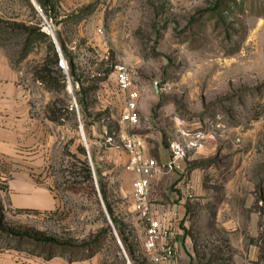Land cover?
<instances>
[{
	"label": "rangeland",
	"instance_id": "rangeland-1",
	"mask_svg": "<svg viewBox=\"0 0 264 264\" xmlns=\"http://www.w3.org/2000/svg\"><path fill=\"white\" fill-rule=\"evenodd\" d=\"M85 10L92 13L90 32L62 30L76 80L60 67L39 81L50 46L57 51L48 24L28 0H0V52L29 87L41 86L31 90V102L51 135L40 142L42 176L60 201L51 211L0 208V251L64 252L62 258L90 252L88 264H132L100 179L138 264H154L143 246L146 222L124 178L129 157L121 136L152 130L158 136L142 137L153 157L166 160L161 164L171 158V140L189 146L182 171L151 184L155 214L173 237L182 234L185 262L264 264V0H93ZM38 23L41 31L30 34ZM118 64L129 68L149 108L134 128L120 122ZM41 237L71 246L35 240Z\"/></svg>",
	"mask_w": 264,
	"mask_h": 264
},
{
	"label": "crops",
	"instance_id": "crops-1",
	"mask_svg": "<svg viewBox=\"0 0 264 264\" xmlns=\"http://www.w3.org/2000/svg\"><path fill=\"white\" fill-rule=\"evenodd\" d=\"M40 1L35 0V4L33 0H30L36 12L48 24L58 44V35L62 36L64 42L67 43L62 30L84 27L90 32L93 28L92 13L87 12L86 15L85 10L87 5L90 7L93 0ZM43 4L47 14L43 10ZM95 13H98V10ZM43 31L49 33L45 29ZM50 35L52 37L51 33ZM40 87L39 84L29 87L25 78H22L21 73L15 69L10 59L0 52V184L4 185L0 186V207L2 210L6 208L5 205L21 210L36 206L47 211L60 206V201L51 188L44 183L42 176L44 164L43 148L40 142L43 140L42 136L51 135L43 132L42 128L44 127L41 126L44 125L39 116L35 114L39 106L33 108V102H31V98L34 97L31 95V90ZM141 115L149 117V108L142 96L139 101L140 118ZM47 119L44 118V122H47ZM151 131L142 136H158ZM202 137L204 138V136ZM145 150L147 155L152 156L154 154L146 140ZM161 156L157 158L158 161H166ZM124 178L129 181V187H132V173L127 170L124 173ZM196 181L198 183L197 179ZM132 201L134 204V200ZM173 243L176 249L173 263L187 264L181 232H176ZM12 253L16 255L15 260L11 258ZM23 254H25L23 251L12 248L2 249L0 251V264H44L45 262L51 264H88L86 261L71 262L62 257L45 260L37 255L25 254V256ZM8 256H10L9 260H7Z\"/></svg>",
	"mask_w": 264,
	"mask_h": 264
},
{
	"label": "built area",
	"instance_id": "built-area-1",
	"mask_svg": "<svg viewBox=\"0 0 264 264\" xmlns=\"http://www.w3.org/2000/svg\"><path fill=\"white\" fill-rule=\"evenodd\" d=\"M51 34H53L52 31ZM61 52H58L59 65L64 70H68L67 62ZM115 71L117 87L124 99L120 122L134 128L140 123L139 101L142 94L134 82L131 71L125 64L116 65ZM80 127H82L81 122ZM121 136L123 147L129 157L126 170L133 175L134 208L140 218L146 222L144 249L150 254V259L154 264H174L176 253L173 243L174 231L169 229L155 214L151 201V184L153 179L158 176L169 174L175 170L182 171L181 162L187 157L189 146L179 140H171L169 143L171 158L168 162L161 164L155 157L146 154L145 140L142 135L124 133ZM196 139H200V136H197ZM190 146H196V144L192 142Z\"/></svg>",
	"mask_w": 264,
	"mask_h": 264
},
{
	"label": "trees",
	"instance_id": "trees-1",
	"mask_svg": "<svg viewBox=\"0 0 264 264\" xmlns=\"http://www.w3.org/2000/svg\"><path fill=\"white\" fill-rule=\"evenodd\" d=\"M38 1L41 2L40 0H38ZM28 2L31 5L30 0H28ZM42 7H43V10L45 11V13L47 14L46 10L44 9V4L42 5ZM32 8L35 10V8L33 6H32ZM37 27L38 28L30 29L29 33L34 34V33H36V31H41L40 23L37 24ZM58 42H59L62 54H63V56L67 62V67L69 69V76L71 77V79L73 81H75L76 80V69H75V66L73 64L72 59L68 55L67 44L63 40H61L59 37H58ZM50 52H51V57L48 60H45V66L41 69V72L36 77V79L39 81L50 80L54 68L56 69V71L58 73H62V69L60 68L61 66L59 65L60 56H59V53L55 50V47L53 45L50 46ZM84 169H85L86 179L91 180L92 179V170H91V167L86 162H84ZM96 172H97V176H98V171H96ZM98 183H99L101 194L103 196V200L105 202L107 213H108V215H110L111 220H112L115 228L117 229L118 236H119L120 241L123 245V249H124L125 253L127 254L128 259L131 261V263L132 264H138L135 246L132 244L129 237L125 234V231L123 230V227L121 226V224H119L117 219L114 217L113 209H112L111 205L106 200V195L104 194V190H103V184H102L100 179L98 180ZM2 222H3V215H0V228H2ZM106 231H108V232L111 231L108 226L106 227ZM19 236L25 237V235H19ZM33 239H35V238H33ZM35 240L42 242V243H45V244H49V245H59V246H66V247L71 246L68 241L62 243V242L58 241L56 238H52V237H41V238L35 239ZM63 253H61V254L50 253V254H47V256L46 255L44 256L42 254L41 255L36 254V255L41 256V257L45 258L46 260H51L57 256H60V257L65 256V255H63ZM91 256L92 255L89 252V254L84 255L83 258H75L74 256H69V258H67V259L71 262L72 261H84V260H87V258H90Z\"/></svg>",
	"mask_w": 264,
	"mask_h": 264
},
{
	"label": "water",
	"instance_id": "water-1",
	"mask_svg": "<svg viewBox=\"0 0 264 264\" xmlns=\"http://www.w3.org/2000/svg\"><path fill=\"white\" fill-rule=\"evenodd\" d=\"M33 2L36 4V2H35V0H33ZM52 37H53V40H54V42H55V44H56V47H57V51L59 52H61V48H60V46H59V44L57 43V40H56V38H55V36L52 34ZM62 53V52H61ZM158 84H159V81H155L154 82V88L156 89V90H158ZM116 233V232H115ZM117 234V233H116ZM118 239H119V242H120V244H121V246H122V248H123V245H122V243H121V241H120V238L118 237Z\"/></svg>",
	"mask_w": 264,
	"mask_h": 264
},
{
	"label": "bare ground",
	"instance_id": "bare-ground-1",
	"mask_svg": "<svg viewBox=\"0 0 264 264\" xmlns=\"http://www.w3.org/2000/svg\"><path fill=\"white\" fill-rule=\"evenodd\" d=\"M83 131V130H82ZM85 137V136H84Z\"/></svg>",
	"mask_w": 264,
	"mask_h": 264
}]
</instances>
